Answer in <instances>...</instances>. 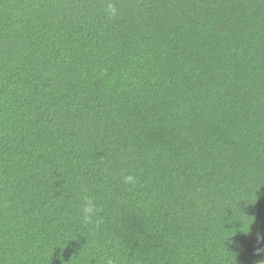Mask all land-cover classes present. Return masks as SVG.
I'll return each mask as SVG.
<instances>
[{"label":"trees","instance_id":"1","mask_svg":"<svg viewBox=\"0 0 264 264\" xmlns=\"http://www.w3.org/2000/svg\"><path fill=\"white\" fill-rule=\"evenodd\" d=\"M115 2L0 0V264H264V0Z\"/></svg>","mask_w":264,"mask_h":264},{"label":"clouds","instance_id":"2","mask_svg":"<svg viewBox=\"0 0 264 264\" xmlns=\"http://www.w3.org/2000/svg\"><path fill=\"white\" fill-rule=\"evenodd\" d=\"M105 14L109 18L117 17L119 15V9L115 0H105ZM122 183L129 186H136L138 178L133 174H126L122 177ZM87 191L86 188L82 189V206L80 209V220L84 225L95 224L98 226L100 223L98 215L100 208L98 207L95 199L91 196L84 195ZM258 253H264V249H259ZM105 264H121L119 257L106 258Z\"/></svg>","mask_w":264,"mask_h":264}]
</instances>
